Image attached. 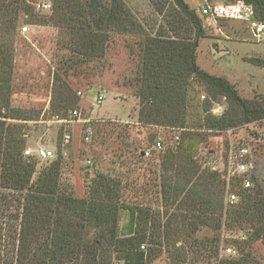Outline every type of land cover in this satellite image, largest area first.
Here are the masks:
<instances>
[{
    "label": "trees",
    "instance_id": "obj_1",
    "mask_svg": "<svg viewBox=\"0 0 264 264\" xmlns=\"http://www.w3.org/2000/svg\"><path fill=\"white\" fill-rule=\"evenodd\" d=\"M47 1L52 3L49 16L28 0H0V189L26 193L16 264H152L162 247L175 253L173 264H264L255 248L264 243V173L252 176L251 189H240L238 205L225 208L226 182L197 160L211 135L222 132L230 138V130L238 135L239 127L264 119V99L243 98L228 80L200 68L197 52L206 37L204 17L209 15L199 14L185 0H150L163 21L149 29L125 0ZM222 1L227 6H250L254 20L264 21V0ZM224 8L214 10L217 20L227 19L221 15L227 13ZM23 21L71 33L65 49L72 56L60 61L53 77V115L61 118L78 107L77 92L69 84L71 73L82 76L89 64L104 59L113 36H140L134 91L141 107L138 123L186 129L176 147L160 156L168 177L162 197L166 206L177 203L172 214L175 227L170 221L161 225V214H153L146 206L121 204L122 182L98 170L90 179L87 196L76 197L70 185L61 183L65 164L61 149L35 178L38 159L24 157L27 125L5 120L35 121L38 116L12 106L15 44ZM195 82L204 87L207 100H200L193 89ZM223 99L228 107L217 117L212 109ZM252 135L263 141L253 151L260 156L264 138L255 130ZM235 187L240 184L236 182ZM124 210L128 222L121 228ZM204 228L211 235L198 238ZM224 230H239L244 236L243 241H227V247L238 252L235 258L219 256ZM178 241L182 247L176 250Z\"/></svg>",
    "mask_w": 264,
    "mask_h": 264
},
{
    "label": "rangeland",
    "instance_id": "obj_2",
    "mask_svg": "<svg viewBox=\"0 0 264 264\" xmlns=\"http://www.w3.org/2000/svg\"><path fill=\"white\" fill-rule=\"evenodd\" d=\"M28 1L38 11L39 5L47 0ZM185 1L199 14L202 7L207 4L206 0ZM125 2L141 23L149 24V29L156 21H163V17L156 15L150 0ZM209 3L213 8L225 6L222 0H210ZM39 11L43 15L51 14V10ZM24 27H28L29 30L22 33ZM204 27L206 37L201 40L197 52L200 68L228 80L243 98L264 99V40L259 41L254 37L247 22L235 18L217 20L214 15H209L204 17ZM20 29L14 53L12 106L16 109L32 110L38 116L35 121L9 118L5 120L12 124L27 125L26 149L34 151L39 147H45L57 153L52 160H38L35 178L58 157V150L61 149L62 153H66L61 183L65 187L70 185L76 197L87 196L90 179L96 176L98 170L103 175L122 182L121 204L127 208L146 206L153 214H161V225L164 226L170 221V224L173 223L172 227H175L173 221L175 215L172 214L177 210V203L174 202L172 205V202H169L166 206V200L162 197L163 185L168 177L161 168L160 156L167 148L176 147L179 142L176 137L180 138V134L186 129L161 125L143 126L138 123L141 107L139 98L134 96V91L140 66V36H113L104 59L89 64L82 76L75 77L71 73L69 84L77 92V108L81 112L82 121L66 127L52 122L53 77L60 61L72 56L69 49H65V44L71 40V33L60 27L28 25L24 21ZM90 67L94 69L90 70ZM193 85L201 101L209 98L203 86L196 82ZM101 94L104 100L99 104L97 98ZM203 95L206 97L204 100L201 98ZM219 105L224 111L228 107L224 99ZM215 107L212 114L221 117L224 113H215L216 111H213ZM84 120H90L95 130L91 142H85L83 139ZM258 124L239 127L238 135L233 136L231 141L237 145L247 144L251 149H255V146L258 148L263 141L253 137L252 132L255 130L264 138V119ZM67 130L72 133V142L64 145L62 135ZM158 139L163 141L164 149L153 150V155L149 158L140 157V151L152 150L154 142ZM229 139L222 132L209 137L208 143L201 147L197 156L202 168L207 167L208 157L216 159L223 157L227 149L230 152L231 148L227 147ZM261 153L263 156L254 157L255 168L252 175L264 173V147ZM234 181L228 185L226 183V191H235L240 195L241 188L235 187ZM226 194L227 192L224 199L225 208H230ZM25 195V192L0 189V264H14L13 260H16ZM239 201L240 198L231 206L238 205ZM126 211L124 210L121 215V228L128 222ZM209 232V229L204 228L197 236L203 238L211 235ZM232 239L243 241L244 236L239 230H224L219 246L220 258L238 256L233 247H227V241ZM181 247L182 241H178L176 250ZM229 248L233 251L232 254L227 252ZM255 248L258 258L264 263V243H257ZM161 250L162 254L152 264H173L170 260L175 253H169L166 247H162ZM180 264L205 263L189 261Z\"/></svg>",
    "mask_w": 264,
    "mask_h": 264
},
{
    "label": "built area",
    "instance_id": "obj_3",
    "mask_svg": "<svg viewBox=\"0 0 264 264\" xmlns=\"http://www.w3.org/2000/svg\"><path fill=\"white\" fill-rule=\"evenodd\" d=\"M210 0H206V6L202 7L200 10L204 15H213L214 10L223 9L224 8L227 13L223 11L221 15H224L229 18H235L242 20L244 22H247L250 25V28L252 30V33L256 39L259 41L264 40V21H255L253 16V9L250 6H243V5H229V6H214V8L209 3ZM52 9V3L51 2H43L39 5V10L41 11H49ZM29 30L28 27L22 28V33L27 32ZM80 94V93H79ZM201 98L204 100L206 99L205 95L201 96ZM104 100L103 95H99L97 98V102L100 104ZM217 107V108H216ZM213 111H216L215 113H224L223 108L221 105H217ZM214 113V114H215ZM53 123H58L64 126H69L74 122H81L82 121V115L78 108L70 111L68 115L64 118H61L60 116H53ZM84 130H83V139L85 142H91L95 133L94 127L90 120H84ZM230 139H229V149L231 148L230 152L229 150H226V153L222 155L223 157L216 158V159H209L206 160L207 168L216 174H218L223 181H225L228 184H230L233 180L234 183H239L241 186L240 188L243 190L251 189L252 187V170L255 168V154L254 149H251L250 146L247 144H240L237 145L234 142L231 141V138L234 135V131L230 130L229 132ZM177 141L180 139L179 136L176 137ZM72 142V133L70 131H65L62 143L64 145H68ZM164 149V143L162 140L158 139L154 142L153 148L147 149L143 151V155L146 158L151 157L154 151H161ZM228 152V153H227ZM56 151L51 150L49 148L45 147H39L35 149L34 151L30 148H27L24 151V157H33L35 156L40 161H48L52 160L56 157ZM63 156H66V153H62ZM211 157V156H210ZM229 189V188H228ZM235 190V189H234ZM227 204L228 205H234L238 202L240 195L235 192L227 190ZM142 249H145V246H142ZM229 254H232L233 251L229 248L227 250ZM14 264H16V260H14Z\"/></svg>",
    "mask_w": 264,
    "mask_h": 264
},
{
    "label": "crops",
    "instance_id": "obj_4",
    "mask_svg": "<svg viewBox=\"0 0 264 264\" xmlns=\"http://www.w3.org/2000/svg\"><path fill=\"white\" fill-rule=\"evenodd\" d=\"M225 5H226V4H225ZM124 231H125V229H124ZM124 231H123V232H124Z\"/></svg>",
    "mask_w": 264,
    "mask_h": 264
}]
</instances>
